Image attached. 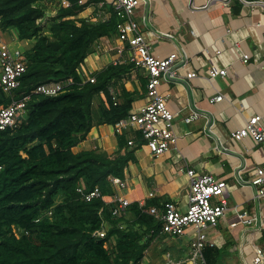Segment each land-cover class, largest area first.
<instances>
[{
  "label": "trees",
  "instance_id": "1",
  "mask_svg": "<svg viewBox=\"0 0 264 264\" xmlns=\"http://www.w3.org/2000/svg\"><path fill=\"white\" fill-rule=\"evenodd\" d=\"M70 1L0 0L1 29L32 39L15 91L31 94L27 117L0 129V264H141L161 223L137 201L127 208L132 219L127 210L114 215L109 176L124 178L144 139L125 129L116 133L112 154L73 149L92 126L114 124L133 110L135 94L123 83L132 64L108 63L92 72L94 81H83L79 67L100 37L116 31L119 16L83 17L79 13L100 0ZM47 81L68 83L56 95L32 92ZM8 101L0 89V105ZM81 180L87 190L98 185L102 196L84 200L77 191ZM215 249H204L208 264Z\"/></svg>",
  "mask_w": 264,
  "mask_h": 264
},
{
  "label": "crops",
  "instance_id": "2",
  "mask_svg": "<svg viewBox=\"0 0 264 264\" xmlns=\"http://www.w3.org/2000/svg\"><path fill=\"white\" fill-rule=\"evenodd\" d=\"M96 12L98 8L89 6L79 15L93 16ZM143 15L147 17L145 22L141 19ZM134 18L155 54L166 56L183 46L187 60L179 73L184 77L189 71L197 74L189 79L161 83L160 91L166 96L168 107L176 112L174 131L178 137L174 145L158 156L145 144L136 149L137 160L130 161L125 168L127 186L122 193L131 202L143 199L146 204L159 205L173 200L185 209L189 187L186 168L190 167L224 180L231 206L264 216V202H257L254 188L242 184L238 178L239 174L243 180L250 179L255 167L264 164V141L258 142L251 136L241 140L230 137L251 114L264 112V0H147L136 9ZM14 31L1 30L0 38L9 42L6 35L16 36ZM161 31H170L174 37L155 35ZM116 32L97 40L82 64L85 73L100 70L111 62L130 63L127 50L122 54L116 50ZM243 52L249 53L247 62L243 61ZM212 65L227 68V73L209 77L207 70ZM123 83L135 94L133 110L139 109L147 100L144 71L131 67ZM218 93L224 94V98L210 101ZM192 110L201 114L186 122L184 117ZM207 116L215 121L213 133L205 131ZM92 148L108 154L117 150L113 124L92 126L86 138L73 147L75 151ZM150 191L155 192L154 197L148 196ZM133 217V211L128 209L127 218ZM234 220L236 216L229 209L216 226L205 229L215 242L212 264H254V244L264 247V229L260 236L242 223L231 226ZM165 240L164 236H156L144 257L149 254L152 258L156 252V257L161 258L168 245L176 242L175 239L166 241L167 247H164ZM152 246L155 250H151Z\"/></svg>",
  "mask_w": 264,
  "mask_h": 264
},
{
  "label": "built area",
  "instance_id": "3",
  "mask_svg": "<svg viewBox=\"0 0 264 264\" xmlns=\"http://www.w3.org/2000/svg\"><path fill=\"white\" fill-rule=\"evenodd\" d=\"M86 1L88 0H78L80 4H84ZM146 2L147 0L91 2L89 6L98 8V12L93 16L84 17L105 19L110 16L111 11L119 16L116 26L118 39L116 50L119 54L127 50L129 53L127 59L132 64V69L144 71L147 77V100L139 109L132 110L127 117L114 123V130L116 133H121L125 129L136 131L144 139L141 145H147L150 151L158 156L174 145L178 137L174 131L176 112L168 107L166 96L160 91V85L163 81L189 79L196 76L197 73L189 71L186 72L185 77L179 73L181 65H184L183 63L187 60V53L183 46L171 51L166 56H159L152 51L149 40L145 38L140 30L138 20L134 18L136 9ZM62 4L69 6L71 1L62 0ZM141 19L145 22L146 15H143ZM155 35L174 37L170 31H161ZM242 58L244 62H247L249 53L243 52ZM27 66L25 49L13 46L0 38V89L9 96L7 104L0 105V129L14 128L27 117V103L31 94L15 95ZM82 69L84 70L83 66L78 70L83 81L95 80V75L92 72L85 73ZM207 72L209 77L213 78L217 75H225L227 68H218L212 65ZM67 83L65 81L43 82L38 84L32 92L56 95L64 90ZM223 98L224 94L218 93L210 97V101L218 102ZM200 114L199 111L192 110L184 117V120L190 122ZM214 128L215 121L207 116L205 131L213 133ZM245 136H251L258 142L264 141V112L251 114L242 125L230 133V137L234 140H241ZM128 144L133 145L134 139L130 138ZM240 170L239 168L238 173ZM186 173L189 177V187L185 209H182L173 200H166L159 205H147L143 199L137 201L146 212L161 223L157 236L166 237L165 243L181 236L187 238V250L184 254L177 255L173 250L165 249L161 254L162 264H208L204 249L214 247L215 242L208 237L205 229L216 226L229 209L236 216V220L231 221V226L242 223V225L250 227L252 233H259L262 236L264 216L258 217L257 214L251 213L247 209L239 208L237 205L231 206L226 197L227 184L224 180L217 178L212 173L198 172L190 167L186 168ZM238 178L242 184H248L254 188L253 196L257 202H264V164L255 167V172L250 179L243 180L239 174ZM109 179L114 188L112 201L115 205L112 208V213L120 215L126 212L131 203V200L122 193L127 183L124 178L116 175H110ZM77 191L86 201L102 196L98 185L87 190L83 180L77 186ZM148 196L154 197L155 192L150 191ZM105 233L104 229L98 231L100 237H104ZM254 249V264H261L264 260V247L262 244L255 243Z\"/></svg>",
  "mask_w": 264,
  "mask_h": 264
},
{
  "label": "rangeland",
  "instance_id": "4",
  "mask_svg": "<svg viewBox=\"0 0 264 264\" xmlns=\"http://www.w3.org/2000/svg\"><path fill=\"white\" fill-rule=\"evenodd\" d=\"M12 29L13 28H11V30ZM1 30H3V29H1ZM6 38L8 39V41L11 45L19 46L21 49H26L29 46V44L31 43L30 39L27 42L20 41L18 36L17 35L15 36L13 34H12V36H9V34H8V36L6 35ZM159 240L162 241L161 239H159ZM175 240H176V242H173L172 246L168 245V247H167V243H163L164 247H167L170 250L175 249L179 255L184 254V252L187 250V238L185 236H181ZM154 245H155V249L157 250V248H156L157 244L155 243ZM153 249H154V246L151 247V250H153ZM154 253H156V252L152 253L154 255V257H152V258L149 256V254H148V256L143 257L141 260V264H161V258L159 257V255L156 257V255ZM147 257L149 258V260H146Z\"/></svg>",
  "mask_w": 264,
  "mask_h": 264
},
{
  "label": "water",
  "instance_id": "5",
  "mask_svg": "<svg viewBox=\"0 0 264 264\" xmlns=\"http://www.w3.org/2000/svg\"><path fill=\"white\" fill-rule=\"evenodd\" d=\"M192 1V0H191Z\"/></svg>",
  "mask_w": 264,
  "mask_h": 264
}]
</instances>
